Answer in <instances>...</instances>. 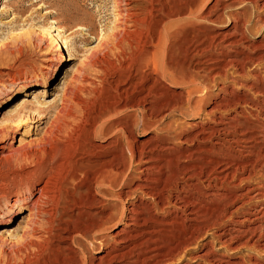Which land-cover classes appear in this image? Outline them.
Segmentation results:
<instances>
[{"label":"bare ground","instance_id":"obj_1","mask_svg":"<svg viewBox=\"0 0 264 264\" xmlns=\"http://www.w3.org/2000/svg\"><path fill=\"white\" fill-rule=\"evenodd\" d=\"M206 3V0H114V19L111 28L107 29L110 31L107 33L104 27L101 28L97 43L89 48L82 63L104 76H100V82L107 81L105 76L113 73H118L117 80L123 81V73L129 72L125 79L130 80L133 90L149 94L156 87L157 98L162 96L158 87L159 69L175 72L176 77H189L187 81L192 85L191 90L200 92L199 81L194 75L198 69L196 65L194 68L188 64L186 73L165 64L164 37L171 28L170 34L187 30L189 39L185 52L205 51L209 38L200 28L201 22L211 14ZM158 15H164L168 21L161 24L156 18ZM79 29L78 26L74 31ZM237 33L234 35L236 40L228 44L238 47L246 39L241 25ZM4 46L8 47L7 44ZM239 56L236 49L225 65L217 70L209 67L208 77H204L211 79L217 75L226 78L224 71L231 65L232 82H238L240 79L236 76L243 72L242 60L245 59L240 60ZM151 74H154L153 78H150ZM150 80L154 84L148 87L145 82ZM255 88L251 82L247 90L250 92ZM208 89L203 87V91ZM221 90L227 92L225 86ZM65 91L67 96L50 122L49 130L37 142L7 150L1 141L12 127L0 131V200L3 199L8 213L3 223L22 207L27 208L20 235L15 240L0 239V264H66V261H73V264H172L183 259L180 253L185 243L204 233L207 224L230 219V216L226 217L227 213L234 214L249 206L255 211L244 212L240 224L251 222L252 216H256L257 221L264 219V132L251 120L264 113V100L253 97V104L247 106L240 104L239 100L233 102L220 98L205 115L215 125L209 128L200 126L198 131L186 135L183 141L190 144L178 149L177 155H171L168 147L171 143L167 137L155 138L158 144L152 146H146L148 142L138 144L127 135L128 126H122L121 131L123 135L126 133L124 138L129 141L123 140L122 144L121 138L112 136L116 133H112L114 121L105 119V116L111 111L124 110L127 103L116 102L112 106L99 103L98 107L87 84ZM187 92L189 96L185 103L194 106L190 114H199L203 100H196L191 91ZM147 97L139 93L132 102L140 105ZM181 103L166 105L163 113L176 110ZM147 105L151 111L149 100ZM231 105L233 108L228 109ZM244 112L250 114L244 115ZM98 134H109L107 145L94 143ZM83 136L90 138L89 144L81 139ZM90 144L91 147L83 146ZM78 153L84 157H77ZM127 153L131 157L129 162ZM132 158L137 161L135 168L139 171L137 188L152 197L167 191L166 198L177 208L187 209L188 215L145 226L146 220L139 218L135 208L128 207L125 219L129 222L125 221V226L110 237L120 248L112 246L109 251H104L97 263L92 262L91 254L82 259L85 247L77 237L90 239L88 236L91 235L89 243L94 248L93 240L102 244L109 238L102 233L124 218L123 210L118 217L109 213L110 208L102 199L107 197L110 189L121 188L132 181ZM257 173L262 175L254 179ZM245 174L247 176L243 177ZM236 188L242 191L237 192ZM92 190L100 191L101 199H95ZM127 194L128 190L124 193L123 188L116 192L119 198L127 197ZM213 203L215 205L211 206ZM236 206L238 209L231 211ZM241 227H232L228 232L224 231L226 234L221 233L222 238L227 235L223 242L238 237H247L250 242L260 225ZM180 230L188 233L181 234ZM210 252L207 244L203 264L227 261L216 257L210 259Z\"/></svg>","mask_w":264,"mask_h":264},{"label":"rangeland","instance_id":"obj_2","mask_svg":"<svg viewBox=\"0 0 264 264\" xmlns=\"http://www.w3.org/2000/svg\"><path fill=\"white\" fill-rule=\"evenodd\" d=\"M206 2L211 14L208 19L201 22L200 29L204 30L209 38L207 49L202 51L203 53L185 52L189 39L187 30L170 34L171 28L164 37L163 58L165 64L182 69L184 72L188 64L194 65V68L196 65L198 69L194 71V75L197 76L198 85L202 91L191 90L192 85L187 81L189 77L180 78L178 74L179 77H176L173 74L175 72L159 69V73L157 71V76L160 77L158 87L161 89L162 96L157 98L154 92L157 90L156 87L149 94L139 89L133 90L130 80L125 79L129 72L123 73V81H118V73H113L105 76L107 81L105 79L100 82V76H104L82 63L89 48L97 43L101 28L104 27L106 31L109 27L111 28L114 19V0H0V131L12 127L10 133L2 139L1 144L10 150L29 142H37L45 131L49 130L50 122L53 121L61 102L67 96L65 90L80 84L88 85L93 95L92 99L97 101L98 107L99 103L103 106H112L116 102L127 103V106L123 107L124 110L111 111L105 116V119L114 121L112 133H116L112 136L121 138L122 144L125 142L123 140H129L124 138L126 133L122 134L121 127L128 126L127 135H130L131 140L135 139L138 144L148 142L146 146H152L158 144L155 138L167 137L171 143L168 146L171 149L169 152L171 155H177L178 149L190 144L183 141L186 135L198 131L200 126L209 128L215 125L205 115L212 110L214 103L219 102L220 98L224 97L225 100H233V102L239 100L240 104L247 106L253 104L251 102L253 97L264 100V0H206ZM163 17L164 15L156 16L161 20V24L168 21V18ZM240 25L246 39L238 47L228 44L231 40H236L234 35L237 36ZM78 26L81 29L74 31ZM70 31L72 32L69 33ZM109 31L110 29L107 33ZM192 43L189 44L191 49ZM4 44H7L9 48H6ZM236 49L240 53V60L245 58L242 60L243 72L236 76L240 79L238 82H232L233 67L231 65L226 66L224 71L226 78L217 75H214L212 80L206 78L209 67L217 70L225 65ZM257 75L260 79L256 78ZM153 77L154 74H151L150 78ZM251 82L256 88L249 92L247 88ZM145 84L149 87L154 83L150 80ZM204 86L209 89L203 91ZM223 86L226 87L227 92H222ZM187 91L192 92L194 99L203 100L199 114H190L194 106L185 103L189 96ZM139 93L146 94L148 97L145 101H141L143 104L136 105L132 100ZM148 100L151 103L149 108L151 111L146 108ZM178 101L182 103L176 110L163 113L166 105L171 106ZM227 108L231 109L233 105ZM227 108L222 110H228ZM247 114L250 113L244 112V115ZM251 120L259 126L261 132H264V113L258 119L251 118ZM108 136L109 134L102 136L98 134L94 143L107 145ZM81 139L86 144L91 141L87 136ZM83 146L91 147L92 145ZM120 146H118L119 150ZM83 155L78 153L77 157H84ZM104 158L106 160V157ZM130 158L127 153L128 162ZM131 163L132 181L121 188L110 189L107 197L102 199L103 203L109 206V213L118 217L123 210L124 218L102 233L109 236L102 244L96 239L93 240L94 248L89 243L91 235L88 236L90 239L77 237V240L85 247L82 259L91 254L94 258L92 262L97 263V258L103 256L104 251H109L112 246L120 248L119 244L110 237L125 226V221L129 222L125 219L128 207L135 208L139 218L146 220L143 223L145 226H150L155 221H168L175 216L181 219L188 215L187 209L177 208L173 201L166 198L167 191H161L155 197L143 194L136 186L140 182L139 171L135 168L137 161L132 158ZM261 175L262 173L259 175L257 173L253 178L258 179ZM246 176L247 174L243 177ZM122 188L124 193L128 190V194L127 197L119 198L116 192ZM236 190L242 191L241 188ZM92 194L95 199L97 197L101 199L100 191L92 190ZM214 205L215 203L211 206ZM237 206L231 211L238 209ZM248 210L255 211L247 206L245 210H238L237 213H227L226 217L230 216V219L224 218L223 222L213 221L212 218L213 222L206 225L204 233L183 245L182 253H180L183 259L174 261L172 264L205 263L203 256L207 251V244L211 251L210 259L221 258L223 261H229L230 264H264V219L257 221L254 219L256 216H252L251 222L240 224L239 220L243 219L244 212ZM26 215L27 208L22 207L7 223H3L8 213L1 199L0 239L15 240L21 233ZM138 222L141 223V220ZM198 224H201L200 221ZM247 225L254 227L260 225L252 241L247 242V237H238L232 241L223 242L227 239V235L222 238L221 233L228 232L227 230L232 227L242 226L241 229H243ZM180 232L188 233L186 230H180ZM177 237L174 239L176 240ZM253 240H260V242L255 243ZM227 261L225 262L228 263ZM66 262V264H73V261ZM225 262L221 264H226ZM210 264L219 263L211 262Z\"/></svg>","mask_w":264,"mask_h":264}]
</instances>
